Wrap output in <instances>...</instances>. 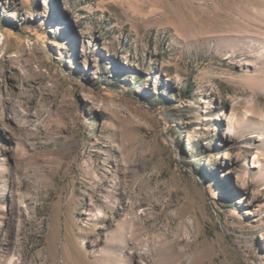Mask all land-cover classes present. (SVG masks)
I'll return each instance as SVG.
<instances>
[{"label": "rangeland", "instance_id": "obj_1", "mask_svg": "<svg viewBox=\"0 0 264 264\" xmlns=\"http://www.w3.org/2000/svg\"><path fill=\"white\" fill-rule=\"evenodd\" d=\"M0 264H264V0H0Z\"/></svg>", "mask_w": 264, "mask_h": 264}]
</instances>
